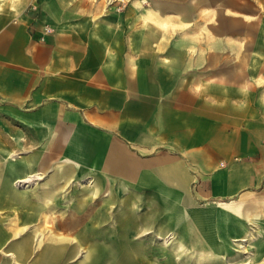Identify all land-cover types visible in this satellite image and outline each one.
Segmentation results:
<instances>
[{"label": "crops", "instance_id": "0c3cea01", "mask_svg": "<svg viewBox=\"0 0 264 264\" xmlns=\"http://www.w3.org/2000/svg\"><path fill=\"white\" fill-rule=\"evenodd\" d=\"M124 1L116 11L119 3L95 0H0V118L27 133L0 130V264L21 261L2 260L11 243L35 248L32 232L20 236L51 215L46 202L60 190L32 198L23 191L21 178L44 161L11 162L5 137H27L33 153L83 155L72 162L90 163L99 184L121 190L109 199L105 191L102 215L123 240L155 235L177 249L224 251L264 234V68L238 73L228 60L238 50L221 35L197 47L196 11L222 2ZM65 162H47L46 170ZM69 221L61 231L85 232ZM51 240L55 248L45 243L41 256L50 250L59 260L32 264H115L121 252L109 239L81 242L97 253L66 263L56 248L65 239Z\"/></svg>", "mask_w": 264, "mask_h": 264}, {"label": "rangeland", "instance_id": "374dc122", "mask_svg": "<svg viewBox=\"0 0 264 264\" xmlns=\"http://www.w3.org/2000/svg\"><path fill=\"white\" fill-rule=\"evenodd\" d=\"M95 1H103L107 7L119 3L116 11H121L127 2L124 0H112L110 3H107L106 0ZM215 2H222V8L214 9L219 4L215 5L216 3L213 2L211 4L212 9L203 11L200 8L201 10L196 11L199 14H197V20H195L196 37L197 39L199 38L196 42L197 47L203 49V47L208 46L209 48L208 38L216 41L221 35L223 41L228 43L229 51L238 50V53L230 52L231 54H235L236 57L228 58L229 66L236 64L238 73L251 71L252 67L257 68L260 66L264 68V0H216ZM200 3L204 4L205 2L204 0H200ZM178 29H180V32H183L182 26ZM52 32V27H43L45 35H49ZM205 39L207 42H204ZM219 43L213 42L211 48H222V44ZM261 76L264 75H260V78ZM248 77L245 79V82H247ZM260 81L264 82V79ZM2 115L4 113H1ZM1 129L5 130L4 132L6 130H9V132L16 130L19 134L24 132L25 135L27 134L24 127L13 124L2 117L0 118ZM8 139L10 143H6ZM8 139L4 138L5 144L3 145L9 146L8 148L11 150L8 152L10 154L8 158L10 159L11 157V162L27 159L29 156L34 155H37L38 161H44V167L41 166L39 170L36 169L30 178H21L24 181L20 183L19 187L21 189L24 188L23 191H26L32 198L34 195L31 194L33 193L40 196L43 190L54 186L60 187V190L53 195L55 200L46 202V205H49L48 207L51 210L48 215H51L45 218H36V221L31 223L34 224L33 227L28 231L27 228L24 229L28 233H22L21 239L27 238L29 233L32 232L31 236L34 240L35 248L33 251L30 250L26 260L19 263L16 262V264H32L38 260L46 244L54 249L55 245L48 242L50 237L52 240L55 238L65 239V248L63 245L60 248L56 246V248L61 249L60 253L65 255L66 263L74 262L79 258H83L84 260L86 257H90L91 253H97V251L89 249V243L82 245L81 242L91 243L92 240L104 242L109 239L113 247L121 251L116 257L117 262L115 264H264V234L262 233H260L262 236H259L258 233L253 232L254 234H251L243 241L234 242L231 249L224 251L177 249L171 242L166 243L165 239H161L155 235L141 236L133 233L127 236L124 235L125 240H123L121 238L123 235L115 233L114 228L111 229L108 212H104V215H102L103 209H108V201L105 202L107 198L105 191L111 190L108 196L109 199L115 192L121 193V190L118 191V187L112 186L107 179L104 182H101L100 179L99 184L97 173H93L90 163L84 164L82 159H76L77 163L72 162L75 160H72L71 157L80 158L83 155L33 153L34 148L28 147L30 143L27 137H20L19 139H10L9 137ZM47 162L54 164L65 162L67 164H62L59 167L53 168V170H46L48 167ZM62 171L69 173L65 180H60L56 174ZM93 188H96L97 192L93 191ZM121 189L123 191V187ZM59 193H62V195L58 196ZM111 212L113 223L115 203L111 205ZM78 214L80 216L76 217ZM99 215H102V217H98ZM14 218L15 223L19 222L22 224L24 221L23 217ZM70 219L74 220L73 225H75L77 220L80 221V226L84 227L85 232H66L64 228L62 230H65V232L61 231L59 225L63 223L71 225ZM8 220L11 222L10 219ZM100 221H102V224L99 226ZM92 228H95V231L91 233ZM49 230L52 232L50 233ZM76 242L84 247H80L78 251L74 250ZM162 242L164 243L162 244ZM7 253H10V251H7ZM8 264H12V262Z\"/></svg>", "mask_w": 264, "mask_h": 264}, {"label": "bare ground", "instance_id": "6f19581e", "mask_svg": "<svg viewBox=\"0 0 264 264\" xmlns=\"http://www.w3.org/2000/svg\"><path fill=\"white\" fill-rule=\"evenodd\" d=\"M28 178V177H27ZM22 181V180H20ZM46 220V219H45ZM47 222V221H45ZM48 223V222H47ZM29 226V225H28ZM8 230V229H7ZM16 233V232H15ZM26 233V232H25ZM69 236V235H68ZM21 237V236H20ZM13 240V239H12ZM76 241V240H75ZM25 242H19V244L16 243H11L10 247L12 249V252L6 254H2L1 258L2 260H8V261H12V260H21L24 261L26 260L28 253L30 252V249H27L28 246H26V244H24ZM7 245V244H6ZM41 247V246H40ZM4 249V247H3ZM33 251V250H32ZM6 254V255H5ZM41 258L44 261H48L50 263H55L57 260H59V256H57V254L54 253V251H47L45 255H42Z\"/></svg>", "mask_w": 264, "mask_h": 264}]
</instances>
